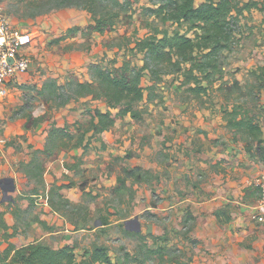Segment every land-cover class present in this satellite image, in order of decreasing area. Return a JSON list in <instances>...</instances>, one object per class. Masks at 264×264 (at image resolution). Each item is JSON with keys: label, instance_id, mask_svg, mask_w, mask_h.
Listing matches in <instances>:
<instances>
[{"label": "rangeland", "instance_id": "374dc122", "mask_svg": "<svg viewBox=\"0 0 264 264\" xmlns=\"http://www.w3.org/2000/svg\"><path fill=\"white\" fill-rule=\"evenodd\" d=\"M130 1L129 12L122 15L110 33L99 37L89 27L92 16L88 14V19H91L88 20L82 9L73 8L80 12L77 19L83 24L81 30L75 28L70 31L64 19L68 18V8L56 9L55 1L0 0L8 18L35 23L41 30L35 34L36 41L32 45L30 81L19 86L0 104V140L5 137V141L0 142V164L5 171L6 158L18 155L24 161L19 170L26 175L22 165L33 158L35 148L45 146L53 128L67 127L71 133L80 135L90 126L96 109L103 112L108 109L104 98H94L93 95L71 100L66 106H60L63 99L47 100L39 93L48 80L56 79L60 86H65L68 80L89 81V67L96 64L100 57L119 58L121 61L125 53L132 56L129 51L138 40L165 31L170 34L186 31L185 24L179 27L164 23L160 17L151 14L149 10L154 6L150 0ZM240 1L263 4V0ZM39 22L49 23L50 26L44 30ZM234 28L238 41L231 51L221 57L225 71L223 84L220 80L216 81L208 95L196 98L186 88L180 87V79L174 81L175 77L167 76L157 89L161 98L148 102L146 95V99L137 106L143 112L140 120L122 119L117 116L118 110L112 111L119 130L115 132L111 129L112 136L116 139L115 134L120 133L123 137L114 141L116 147L119 145L117 157L111 155L105 161L98 159L93 152L88 155L91 148L95 152L105 146L102 135L94 139L89 150L80 157L81 149L77 153V149L56 152V168L50 165V158L41 157L45 171L39 178L28 179L29 183L24 184L16 199L28 197L26 199L30 201V197V202H47L51 206V190L61 193L63 200L56 198L55 203L58 202V206L68 212L70 228L66 239L74 241L79 260L83 259L86 251H92L96 246L108 248L117 264L123 263L126 253L142 257L147 249L160 248L161 254L145 264H190V254H197L196 249L201 242L189 236V230L182 224L176 225L173 212L160 208L164 205L161 192L170 186L166 177L169 175L176 180L182 165V150L177 149L176 142L168 140V136L171 138V134L176 133L178 122L166 121L173 117L170 113H175L176 119L177 113L182 110L210 112L215 119L226 123L220 127L223 131L219 126L215 130L216 134L225 131V135L216 140L217 145L226 150L231 144L239 147L242 143L250 160L264 162V150L259 149L257 142L241 132L235 133L227 122L236 109L239 118L244 115L253 117L255 123L261 126L264 137V11L254 9L245 12ZM140 57H134V63H138ZM68 60L75 61L78 66ZM64 93L69 92L66 90ZM164 135L166 141L162 140ZM65 158L68 162H62ZM227 161L228 158L216 160L217 164ZM4 170L3 173H6ZM36 191L38 198L33 197ZM136 196L143 202H135L130 210L129 206ZM135 205L143 206L142 211L136 214ZM145 205L154 207L144 210ZM130 221L134 222L127 226ZM105 222L107 224L103 225ZM137 225L140 232L126 229H136ZM60 243L56 244L59 246ZM246 248L249 250L247 255L241 256L237 252L229 256V263L223 259L222 264H264V238L259 245L249 243ZM214 258V261L220 262Z\"/></svg>", "mask_w": 264, "mask_h": 264}, {"label": "trees", "instance_id": "16d2710c", "mask_svg": "<svg viewBox=\"0 0 264 264\" xmlns=\"http://www.w3.org/2000/svg\"><path fill=\"white\" fill-rule=\"evenodd\" d=\"M47 1H55L56 9L77 8L87 11L99 33L115 28L122 15L128 13L132 6L130 0ZM150 1L154 6L149 10L151 14L160 17L164 23L179 27L185 24L186 31L171 34L165 31L138 40L129 51L132 56L125 53L122 66L109 68L104 65V60L90 65L89 81L68 80L65 86H60L56 79L48 80L39 93L47 100L63 99L60 106H66L71 100L93 95L94 98H104L108 109L104 112L96 109L90 126L80 135L71 133L67 127L53 128L46 138L44 149L36 150L32 160L22 165L29 179L39 178L45 171L41 157L49 158L61 150H87L94 139L115 126L113 110H118L117 116L122 119L129 117L140 120L143 112L137 106L146 99V95L148 102L160 99L157 89L167 76L175 77L174 81L180 79V87L186 88L196 98L208 95L216 81L220 80L223 84L225 71L221 57L231 51L238 41L234 25L245 12L254 9L264 11V0L262 5L257 1L240 0ZM138 56H141V65L134 63L133 58ZM66 90L69 93H64ZM239 115L235 109L229 115L228 126L235 133L241 132L251 137L259 149L264 150L261 126L255 123L253 117L244 115L239 118ZM56 191L50 192L51 207L68 218V212L63 211L58 202L55 203L56 198L63 200L62 194ZM87 254H90V258L79 260L73 246L53 249L44 243H34L17 250L11 260L6 254L0 258V264H117L104 246H96ZM160 254V248L147 249L142 257L126 253L122 264H145Z\"/></svg>", "mask_w": 264, "mask_h": 264}, {"label": "crops", "instance_id": "0c3cea01", "mask_svg": "<svg viewBox=\"0 0 264 264\" xmlns=\"http://www.w3.org/2000/svg\"><path fill=\"white\" fill-rule=\"evenodd\" d=\"M78 12V10L68 8V18L64 19L67 21L70 31L75 28L81 30L80 26L83 24L77 19L80 13ZM83 12L86 14L87 19L88 14L91 16L87 11L83 10ZM9 20L15 27L23 31L33 32L34 34L41 31L38 26L34 25L35 23L29 24L10 17ZM65 20L62 21L65 22ZM49 21L53 22V20ZM39 26L46 30L50 25L49 23L39 22ZM95 26L96 24L92 19L89 27H91L92 32L94 29L99 37L112 31L107 29L104 33H99ZM33 48L31 46L27 50L31 56H33ZM124 57L125 54L119 61V58L109 59L104 56L100 57L97 63L104 60L106 67L118 68L122 66ZM68 62L74 63L75 67L78 66L73 60H68ZM137 64L141 65L142 62L139 61ZM68 66L72 68L71 65L68 64ZM32 67L31 65L30 71L20 77L19 86L30 81L29 74ZM170 114L173 117L166 119V121L171 123L173 120H177L178 122L176 123V133L171 134L172 139L168 136V140L172 143L176 142L177 149L182 150V154H180L182 165L181 174L176 175V180L169 175L166 177V183H170V186H166L165 191L161 192L164 205L160 208L162 211L173 212L176 216V225L182 224L189 230V236L201 242L198 249H196L197 254H190L189 263L222 264L223 259L226 263H229V256H234L237 252L241 256L247 255L249 247L246 248V246L249 243L259 245L264 238L263 227L251 220V215L255 212L259 199L258 190L252 182L264 174V162L250 160L242 143L239 147L236 144H231L226 150L221 145H217L216 140L225 135V131L216 134L215 130L219 126L220 131H223L220 127H224L226 123L222 119H215V116L210 112L196 111L191 113L182 110V112L177 113L176 119L174 117L175 113ZM168 123L166 124L167 128ZM115 125L117 128L112 129L117 132L119 131L118 123ZM112 133V131L103 133L105 146L95 152L93 148H91L92 150L88 149V155L93 152L95 156L97 154L98 159L105 161L109 160L111 155L117 157L119 155L117 149L119 145L116 147L114 141L120 138L123 139V137L120 133H116V139H114ZM162 140L166 141L165 135ZM226 140L229 141V139ZM4 141L5 137L0 140L2 143ZM43 149L44 147L42 149L35 148L34 152ZM78 150H75L76 153ZM81 151L79 157L86 153V150L81 149ZM54 155L49 157L52 161L50 165L56 168L58 167V160L56 163L54 162L57 154ZM224 158H228L226 163L217 164L216 160ZM31 160L32 158L25 161V163L27 164ZM64 160L68 162L66 158L62 162ZM21 162L24 161L18 158V155L6 158L4 166L6 171L3 169V165L0 164V181H12L16 188L14 192L8 193L13 198L12 201H8L2 194V186L5 183L0 185V258L9 254V260H11L17 250L27 248L34 243H44L53 249L69 245L75 247L77 253L74 241L66 239L70 227L65 216L55 211L47 202L40 204L34 201L30 202L32 201L30 197V201L26 199L28 197H23L22 200L16 199L23 190L24 184L29 183V178L19 170ZM3 170L6 173H3ZM10 170H12L11 173H9ZM33 197L38 198L39 196L35 194ZM137 198L138 196L129 206L130 210L133 209L132 206L135 202H143L142 198L139 197L138 200ZM149 200H151V197ZM30 207L31 212L28 211ZM153 207V205H145L144 210H152ZM142 208L141 205H135L136 214L141 212ZM26 212L28 213L26 214ZM60 241L61 243L58 246L56 243ZM202 249L205 250L201 251ZM214 257L220 262L214 261ZM83 258H90V254H87L86 251Z\"/></svg>", "mask_w": 264, "mask_h": 264}, {"label": "built area", "instance_id": "2783aa9c", "mask_svg": "<svg viewBox=\"0 0 264 264\" xmlns=\"http://www.w3.org/2000/svg\"><path fill=\"white\" fill-rule=\"evenodd\" d=\"M33 32L15 27L0 6V104H2L20 85V77L27 74L32 65L27 50L35 44ZM259 199L251 220L264 229V174L253 181Z\"/></svg>", "mask_w": 264, "mask_h": 264}, {"label": "water", "instance_id": "95a60500", "mask_svg": "<svg viewBox=\"0 0 264 264\" xmlns=\"http://www.w3.org/2000/svg\"><path fill=\"white\" fill-rule=\"evenodd\" d=\"M3 183L9 184V187L8 186H7V188L6 187H3L2 194L5 197V199H7L8 201H12L13 198L11 196H9L8 193L14 192L16 190V188L14 187L12 181H9V180H1L0 181V185L3 184ZM134 221L136 222V220H134ZM134 221H132V222H134ZM132 222L131 221L130 222H127L126 225L128 226ZM126 229L129 230V231L140 232V226L139 225H137V228L136 229H129L128 227Z\"/></svg>", "mask_w": 264, "mask_h": 264}, {"label": "flooded vegetation", "instance_id": "af4514ba", "mask_svg": "<svg viewBox=\"0 0 264 264\" xmlns=\"http://www.w3.org/2000/svg\"><path fill=\"white\" fill-rule=\"evenodd\" d=\"M6 186H8V184H3V186H2V187H6Z\"/></svg>", "mask_w": 264, "mask_h": 264}]
</instances>
